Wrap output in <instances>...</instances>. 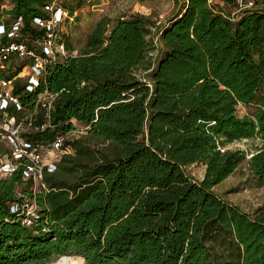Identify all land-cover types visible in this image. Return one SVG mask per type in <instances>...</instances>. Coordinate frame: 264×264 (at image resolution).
Returning a JSON list of instances; mask_svg holds the SVG:
<instances>
[{
    "label": "trees",
    "instance_id": "obj_1",
    "mask_svg": "<svg viewBox=\"0 0 264 264\" xmlns=\"http://www.w3.org/2000/svg\"><path fill=\"white\" fill-rule=\"evenodd\" d=\"M7 1L0 0V21L21 16L19 37L29 45L46 33L33 21L50 16L45 4L73 14L82 3ZM226 4L236 5L181 0L160 28L154 63L147 61L149 21L135 12L108 28L100 18L79 53L48 63L33 90L15 78L13 92L31 111L38 92H57L26 140L49 143L80 128L120 152L95 156L76 136L65 140L74 153L44 171L46 187L33 189L22 164L1 176L0 264H51L70 254L85 264H264V208L248 213L212 190L242 161L264 185V7L233 13ZM19 69L0 70V78ZM239 103L253 110L239 115ZM252 137L258 143L249 157L224 146ZM192 162L205 165L199 180L183 169ZM24 198L38 207L30 223L11 210Z\"/></svg>",
    "mask_w": 264,
    "mask_h": 264
},
{
    "label": "rangeland",
    "instance_id": "obj_2",
    "mask_svg": "<svg viewBox=\"0 0 264 264\" xmlns=\"http://www.w3.org/2000/svg\"><path fill=\"white\" fill-rule=\"evenodd\" d=\"M60 1V0H57ZM181 0H82L81 5L74 11L73 14L65 11L62 15L61 21L57 24V35L63 41H65L64 53H60L58 57H63L66 54H77L80 48L85 44L89 33L92 31L97 21L100 18H106L108 20L107 28L112 25L114 19L118 16H129L135 12L143 14L149 21V32L147 35L150 49V55L147 61L154 63L159 56L162 44L159 41L160 28L165 24L171 15L176 11ZM236 5L226 4L227 9L231 12H235L238 7L241 6H263L264 0H235ZM10 4L6 2L5 6ZM16 61L22 62L20 58ZM136 74L147 78L148 70L142 67H137ZM22 82L24 81L21 78ZM35 107V106H34ZM236 111L239 115L251 112L253 106L244 105L239 103L236 107ZM39 111H43L39 105L35 107V110L31 111L30 108L24 106L15 115L14 125H18V133H12L14 130L11 128V124L0 125V160L6 157L12 158V148L14 142L12 138L20 144V141L25 140L22 135L27 129L34 124L36 114ZM2 115H0V121ZM32 123L29 125V119ZM44 126V124H43ZM12 133L11 138L8 134ZM79 136L84 144L89 146L91 152L98 156L99 152H104L110 157L119 154L120 146L114 142H100L93 137L87 135V132L73 131L72 133H65V140H72ZM64 141L62 149H52L49 144L40 143V153L43 156V160H51L57 162L62 154L74 153V149L71 143ZM258 138H241L235 139L226 143L224 146L227 148H239L245 150L246 155H249L251 151L256 148ZM248 157V156H246ZM183 169L187 175L199 180L203 177L205 165L202 162H192L183 166ZM5 174L0 173V177ZM31 187H35L36 190L44 188L38 181H33ZM46 187V184H45ZM224 200L238 205L242 210L248 213H255L261 206L264 208V185H257L254 179V175L249 170L245 161H242L233 172H231L226 178L216 184L213 189ZM38 208V207H37ZM75 255L76 254H70ZM60 257L56 258L51 264Z\"/></svg>",
    "mask_w": 264,
    "mask_h": 264
},
{
    "label": "built area",
    "instance_id": "obj_3",
    "mask_svg": "<svg viewBox=\"0 0 264 264\" xmlns=\"http://www.w3.org/2000/svg\"><path fill=\"white\" fill-rule=\"evenodd\" d=\"M6 2L8 1L6 0ZM4 4L6 5V3ZM44 8L50 12V16L48 18L34 16L33 21L35 24L45 27L46 33L41 39L30 45L19 37L22 25L21 16H18L8 25L0 21V70L9 72L20 65V69L12 77L2 76L0 78V115H2L0 125L11 124V128L14 129L12 133H18L19 128L18 125H14L15 116L8 115V108L10 106L19 110L23 108L18 95L13 92L15 78H23L24 88L33 90L43 77L47 64L57 58L60 53H64L65 50V41L57 35V24L61 21L66 10L60 6H55L54 2L45 4ZM5 36L7 40L3 42L1 39ZM17 58H20L22 62L18 63ZM56 95L57 92H52L46 88L38 92L35 107L39 105L45 117L49 116V110L53 106ZM28 123L29 125L32 123L31 118ZM41 127H43V124ZM80 130L82 129L77 128L73 131ZM12 133L8 134L11 138L13 137ZM11 140L14 142L12 158L6 157L0 160V173L6 175L14 171L19 164H22V177L38 181L41 186L45 187L43 173L45 170L53 171L56 168V163L51 160H43L39 149L40 143H31L25 139L18 144L13 138ZM64 141L65 133H58L49 143L45 144H49L52 149L59 150L62 149ZM250 155L251 153L247 156ZM18 209L24 213L23 221L25 223H30L37 215V204L33 199L24 198L20 204L17 202L11 204V210Z\"/></svg>",
    "mask_w": 264,
    "mask_h": 264
},
{
    "label": "bare ground",
    "instance_id": "obj_4",
    "mask_svg": "<svg viewBox=\"0 0 264 264\" xmlns=\"http://www.w3.org/2000/svg\"><path fill=\"white\" fill-rule=\"evenodd\" d=\"M84 259L81 256L66 255L61 256L55 264H83Z\"/></svg>",
    "mask_w": 264,
    "mask_h": 264
},
{
    "label": "water",
    "instance_id": "obj_5",
    "mask_svg": "<svg viewBox=\"0 0 264 264\" xmlns=\"http://www.w3.org/2000/svg\"><path fill=\"white\" fill-rule=\"evenodd\" d=\"M83 259H84V258H83ZM83 264H85V260H84Z\"/></svg>",
    "mask_w": 264,
    "mask_h": 264
},
{
    "label": "crops",
    "instance_id": "obj_6",
    "mask_svg": "<svg viewBox=\"0 0 264 264\" xmlns=\"http://www.w3.org/2000/svg\"><path fill=\"white\" fill-rule=\"evenodd\" d=\"M218 184V183H217Z\"/></svg>",
    "mask_w": 264,
    "mask_h": 264
}]
</instances>
